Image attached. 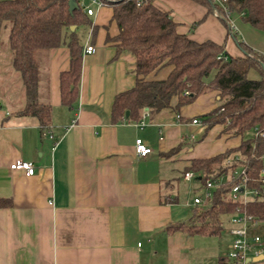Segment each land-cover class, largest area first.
<instances>
[{
  "label": "crops",
  "instance_id": "1",
  "mask_svg": "<svg viewBox=\"0 0 264 264\" xmlns=\"http://www.w3.org/2000/svg\"><path fill=\"white\" fill-rule=\"evenodd\" d=\"M154 3L171 11L177 31L195 41H214L234 57L244 55L240 42L264 54V30L248 22L244 13H232V30L200 1ZM92 7L89 24L77 29L82 74L73 107L62 103L61 93V74L71 62L67 45L42 58L40 96L52 104L51 126L42 130L37 118L17 115L25 104L21 83L0 96V200L12 203L0 207V264H219L227 251L202 253L195 250V235L168 227L188 221L176 208L187 167L194 159L238 147L242 137L226 133L223 124L208 127L204 122L203 115L219 105L217 90L179 110L174 98L159 111L143 108L137 119H114L116 96L139 79L136 58L118 53L116 42L108 40L119 34L113 8ZM86 44L96 52L86 54ZM1 51L3 87L18 74L11 50ZM170 72L168 66L146 78L164 79ZM249 77L261 75L252 69ZM138 138L152 148L149 155H137ZM18 159L34 162L36 173L11 169ZM188 204L193 209L194 199ZM228 222L230 234V216Z\"/></svg>",
  "mask_w": 264,
  "mask_h": 264
},
{
  "label": "trees",
  "instance_id": "2",
  "mask_svg": "<svg viewBox=\"0 0 264 264\" xmlns=\"http://www.w3.org/2000/svg\"><path fill=\"white\" fill-rule=\"evenodd\" d=\"M82 1L76 0L77 6L71 11L70 0H0V50L5 33L25 99L17 115L37 118L42 130L52 122V104L42 101L40 96L42 58L50 50L67 45L71 53L70 68L61 74L62 103L73 107L79 97L83 45L77 29L89 24ZM102 1L113 8V20L119 28V34L108 40L116 42L118 53L135 56V72L139 76L135 87L116 96L114 119L125 118L127 111L129 118L137 119L143 108L159 111L170 107L174 98L178 99L175 109L179 110L201 94L217 90L219 105L203 115L204 122L208 127L223 124L226 133L241 136L242 142L215 156L194 159L185 172H195V180L202 185L206 177L228 176L245 164L250 185L263 189L259 178L264 168V54L240 42L244 55L234 57L214 41H195L177 31L178 23L171 11L158 8L155 0ZM196 1L207 4L212 11L222 10L213 0ZM222 1L232 13H244L248 22L264 30V0ZM168 66L171 72L167 78H146ZM252 69L261 77L250 78ZM236 155L243 162L234 160ZM233 185L234 181L227 179L214 190L211 199L193 207L188 221L171 225L168 231L220 235L223 216H231L237 208L264 220V201L246 205L233 201ZM11 204L10 200H0V207ZM261 235L264 239V231Z\"/></svg>",
  "mask_w": 264,
  "mask_h": 264
},
{
  "label": "built area",
  "instance_id": "3",
  "mask_svg": "<svg viewBox=\"0 0 264 264\" xmlns=\"http://www.w3.org/2000/svg\"><path fill=\"white\" fill-rule=\"evenodd\" d=\"M213 1L219 3L222 7V10L219 8L214 9V15L226 20L231 26V29L235 30L236 26L230 9L222 0ZM92 5L101 7L106 4L102 0H91L90 4L82 1L83 9L88 15L94 14L95 9H93ZM96 50V47L91 44H86L84 47V52L86 54H93ZM193 122L201 124L198 119H194ZM144 124L145 122L141 120L140 125L143 126ZM136 152L139 157H145L152 152V148L149 147L142 138H138L136 140ZM234 160L243 162V158L240 155H236ZM228 162L230 163L231 160H228ZM10 168L13 170L24 171L29 176L36 173L34 162L23 159H18L11 163ZM247 169L248 167L245 164H240L228 176L221 175L218 178L206 177L204 184L199 187L200 193L194 198V204L201 205L211 199L214 190L220 187L227 179L234 181L230 193L233 201L243 203L244 205L253 201H264V168H262L259 178L263 189L250 185L251 179L248 175ZM196 175L197 174L193 171H187L184 174V180L192 181L196 178ZM230 222L232 223V226L230 227L229 232L234 239L229 245L225 257L219 264H258V262L253 261L252 258L264 253V239L259 232V229L264 227V220L248 215L245 211L237 208L236 212L231 214Z\"/></svg>",
  "mask_w": 264,
  "mask_h": 264
},
{
  "label": "rangeland",
  "instance_id": "4",
  "mask_svg": "<svg viewBox=\"0 0 264 264\" xmlns=\"http://www.w3.org/2000/svg\"><path fill=\"white\" fill-rule=\"evenodd\" d=\"M3 35H4L3 37L4 44L1 49L2 51H4L6 48L9 49L8 36L5 35V33ZM20 82L21 80H20L19 75H16L14 78H12L11 81H9V83H5L3 87L0 86V96H3L5 94V91L9 92L12 90V88L18 87ZM184 164L185 162L179 163L180 167L182 168ZM198 184L199 182H197L195 179L193 181H187V182L183 181V179L180 180V187L178 191L180 202L179 204L176 205V208L178 209L179 214L182 215V218L184 220H189L193 215L192 207L189 204L187 205V202L190 200H192L193 202L195 193H200L199 188L197 190L194 189L195 186L196 187L199 186ZM222 219L224 222V227L220 235H195L194 238H195L196 247H197L195 250L202 251V253L209 254V255L220 254V253H224L227 251L228 243H230L232 239L230 237V234L227 231L229 227V222H228L229 216L225 215L223 216ZM262 231H264V228L259 229L260 233Z\"/></svg>",
  "mask_w": 264,
  "mask_h": 264
},
{
  "label": "water",
  "instance_id": "5",
  "mask_svg": "<svg viewBox=\"0 0 264 264\" xmlns=\"http://www.w3.org/2000/svg\"><path fill=\"white\" fill-rule=\"evenodd\" d=\"M77 6V2L76 0H70V10L72 11L75 7ZM72 30H75V26H72ZM127 116L129 115V111H127ZM264 259V253L259 255V256H255L252 258L253 261L259 262L261 260Z\"/></svg>",
  "mask_w": 264,
  "mask_h": 264
}]
</instances>
